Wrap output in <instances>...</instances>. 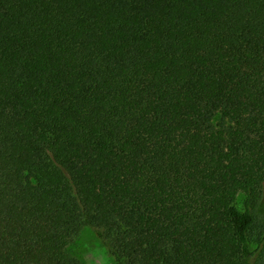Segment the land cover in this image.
Returning a JSON list of instances; mask_svg holds the SVG:
<instances>
[{
	"label": "trees",
	"instance_id": "trees-1",
	"mask_svg": "<svg viewBox=\"0 0 264 264\" xmlns=\"http://www.w3.org/2000/svg\"><path fill=\"white\" fill-rule=\"evenodd\" d=\"M264 264V0H0V264Z\"/></svg>",
	"mask_w": 264,
	"mask_h": 264
},
{
	"label": "rangeland",
	"instance_id": "rangeland-1",
	"mask_svg": "<svg viewBox=\"0 0 264 264\" xmlns=\"http://www.w3.org/2000/svg\"><path fill=\"white\" fill-rule=\"evenodd\" d=\"M69 249L84 264H114L113 257L91 228H84Z\"/></svg>",
	"mask_w": 264,
	"mask_h": 264
}]
</instances>
